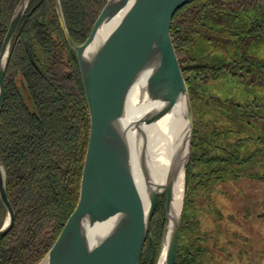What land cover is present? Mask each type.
<instances>
[{
  "label": "trees",
  "instance_id": "16d2710c",
  "mask_svg": "<svg viewBox=\"0 0 264 264\" xmlns=\"http://www.w3.org/2000/svg\"><path fill=\"white\" fill-rule=\"evenodd\" d=\"M20 1L0 0V48ZM61 3L71 37L82 45L107 0ZM171 35L195 119L194 158L187 178L202 176L191 172L195 162L200 170H207L204 175L211 182L223 180L227 174L232 177L228 166L233 163L232 157L219 144L244 162L252 161L256 153L244 159L242 156L249 151H243L241 156L246 145L242 142L252 141L250 137L237 140L234 149L227 146L229 139L217 127L218 108L232 109L236 116L223 114L240 127L259 119L263 120L264 130V117L256 115L250 104L221 102L207 95L204 87L224 73L248 86L264 87V61L252 52L253 45L264 42V0H191L176 12ZM6 90V102L0 111V156L16 220L13 229L0 239V264H39L78 205L91 127L79 62L61 30L53 0H31L11 47ZM195 99L201 107L194 104ZM258 107L254 104V109ZM203 116L208 117L203 123L207 133L201 135L198 144L197 125ZM199 145L202 154L197 158L195 150ZM6 219L7 211L0 198V229ZM164 229L165 197L157 206L141 264H158ZM184 231L182 221L176 264H198L202 250L191 249L194 245L187 239L181 244Z\"/></svg>",
  "mask_w": 264,
  "mask_h": 264
},
{
  "label": "water",
  "instance_id": "95a60500",
  "mask_svg": "<svg viewBox=\"0 0 264 264\" xmlns=\"http://www.w3.org/2000/svg\"><path fill=\"white\" fill-rule=\"evenodd\" d=\"M53 1L61 30L79 62L91 127L78 205L39 264H141L152 220L163 196L165 229L160 256L166 248L164 264H176L195 119L171 30L176 12L191 0H107L82 45L71 37L61 0ZM30 2L21 0L18 4L0 48V111L6 102L11 47ZM117 18V24L105 34V27ZM27 51L34 62L28 44ZM21 85L26 88L23 81ZM137 86H141L143 102L159 106L125 124L131 95ZM172 113L179 127L182 121L186 124L187 134L166 183L160 184L150 167L147 128ZM131 133L136 135L135 145ZM133 147L145 179L146 208L135 185ZM181 175L185 179V192L178 210L176 186ZM0 198L7 211L6 222L0 229L1 239L13 229L16 220L1 156Z\"/></svg>",
  "mask_w": 264,
  "mask_h": 264
},
{
  "label": "rangeland",
  "instance_id": "374dc122",
  "mask_svg": "<svg viewBox=\"0 0 264 264\" xmlns=\"http://www.w3.org/2000/svg\"><path fill=\"white\" fill-rule=\"evenodd\" d=\"M260 40L262 39L260 38ZM252 52L260 60L264 61V42L261 41L253 45ZM200 90L202 89L200 88ZM204 92L209 96L220 98L221 102L232 100L235 103L250 104L256 115L264 117V87L258 85L248 86L237 77L224 73L218 80L205 85ZM194 104L197 107H201L200 102L196 99ZM254 104L259 107L254 109ZM197 107L196 111H198ZM214 108L217 109L216 107ZM223 112L227 115L233 114L236 116V114L228 107L218 108L217 119L219 122H217V127L223 132L222 136L229 139L227 146L234 149L237 140L250 137L252 138L250 142L242 140V143L246 145L242 148L241 156L243 151H249L242 158L245 159L254 153H256V157L247 164L236 167L239 177L233 178L227 174L224 176V180H220L222 179L220 178L219 181L214 182L215 184L208 180V175H204L207 170H200L196 166V162L194 166H191L193 174H201L202 176L189 175L186 180L183 221H189V225L187 237H185L183 232L181 244H185L184 242L187 239L188 243L194 245L191 249L202 250V254L198 258V264H264L263 120L257 119L254 120L252 125L244 124L240 127L235 121L227 119ZM202 119L201 122H199V117L197 120L199 122L197 125L199 127L198 139H196L198 144L200 143L201 135L204 136L207 133L203 128V123H206L208 117L203 116ZM200 124H202L201 127ZM230 128L235 130V132L228 134L227 131ZM258 139L262 140L258 141ZM242 143L241 145H243ZM200 148L201 146L199 145L195 150V157L197 158L202 154ZM259 149L261 150L257 151ZM193 158L192 154L191 160ZM192 162L190 161V164ZM258 177H263V179H258ZM200 180L203 182L200 183ZM231 214H235L234 220L230 217ZM220 226L221 229L217 232ZM231 230H235L237 233V238L234 240V244L237 247L236 253L231 250L230 246L221 249L216 247V245H210L215 242H223L225 237L230 239L233 234ZM220 231L224 233L225 237ZM198 237L200 240L196 241ZM202 237H205L204 241L208 244H203V241L200 242ZM230 254L236 258V262L230 259Z\"/></svg>",
  "mask_w": 264,
  "mask_h": 264
},
{
  "label": "bare ground",
  "instance_id": "6f19581e",
  "mask_svg": "<svg viewBox=\"0 0 264 264\" xmlns=\"http://www.w3.org/2000/svg\"><path fill=\"white\" fill-rule=\"evenodd\" d=\"M119 21V18L115 19L104 29V33L107 34ZM141 86L135 87L131 95V100L128 105V114L125 120V124H129L133 120L137 119L145 111L151 107L159 106L157 103H145L141 99ZM182 121V127H179L178 120L174 119L173 113L163 118L162 120L150 125L147 128L149 136V158L150 167L159 181L160 184H165L170 170L171 164L177 155H181V148L184 146L187 129ZM186 125V124H185ZM186 130V131H185ZM132 145H135L136 135L131 133ZM182 155H185L183 151ZM133 174L137 194L141 201V204L146 208L148 206V195L145 185V179L141 172L139 162L135 153V147H133ZM185 192V179L184 175H181L179 182L176 186V207L179 210L183 204ZM166 258V248H164L158 264H164Z\"/></svg>",
  "mask_w": 264,
  "mask_h": 264
},
{
  "label": "flooded vegetation",
  "instance_id": "af4514ba",
  "mask_svg": "<svg viewBox=\"0 0 264 264\" xmlns=\"http://www.w3.org/2000/svg\"><path fill=\"white\" fill-rule=\"evenodd\" d=\"M219 147H220V149H222V150H224V151H226L231 157H232V160L230 161V162H233V163H229V170H230V173H231V175H232V177L233 178H237V171H236V167L238 166V165H245V164H247L248 162H244L245 160H238L237 158H236V155L234 156V154L232 153L233 151L232 150H228L225 146H222V145H220L219 144ZM227 164L228 163H226V164H224V167L227 169L228 167H227ZM218 175H220V174H218ZM209 178V177H208ZM232 178V179H233ZM262 179H263V177H261ZM220 180H222V179H220ZM224 180V179H223ZM219 181V180H218ZM211 182V181H210ZM214 183V182H213ZM215 184V183H214ZM230 216V215H229ZM233 220H234V218H235V214H231V216H230ZM189 221H187V222H184V224H185V231H184V233H185V237H187V231H188V225H189V223H188ZM222 226V225H221ZM221 226L219 227V229H218V231L217 232H219V230L221 229ZM204 231V230H203ZM231 231H233L232 233V235H231V238L230 239H228L227 237H225V235H224V233H221V231H220V233L221 234H223L224 235V241L223 242H220V243H212V244H210V245H212V246H215L216 245V247H219V248H221V249H225V248H227L228 246H230L231 247V250H233V252H237L236 250H237V247L235 246V244H234V240H236V238H237V233L235 232V230H231ZM216 232V231H215ZM205 238V237H204ZM203 237H202V240L200 241V242H204L203 244H208V243H206L204 240ZM188 241V240H187ZM236 247V248H235ZM235 250V251H234ZM264 250V249H263ZM222 251V250H221ZM202 254V253H201ZM234 256H232V254H230V259L231 260H235L234 262H236V258H234ZM233 262V263H234ZM234 264H236V263H234Z\"/></svg>",
  "mask_w": 264,
  "mask_h": 264
}]
</instances>
